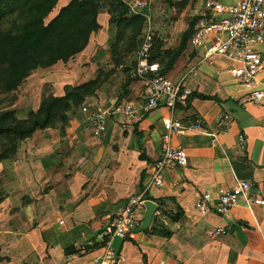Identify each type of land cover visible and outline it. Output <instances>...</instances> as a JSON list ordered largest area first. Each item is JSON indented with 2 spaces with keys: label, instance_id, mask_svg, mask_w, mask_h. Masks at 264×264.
<instances>
[{
  "label": "crops",
  "instance_id": "obj_1",
  "mask_svg": "<svg viewBox=\"0 0 264 264\" xmlns=\"http://www.w3.org/2000/svg\"><path fill=\"white\" fill-rule=\"evenodd\" d=\"M218 1L230 5L238 0ZM67 4L57 0L53 16ZM97 19L104 29L109 16L101 13ZM89 50L90 44L74 60H85ZM261 52L264 89V47ZM221 65L226 72L229 64ZM226 77L216 76L220 84L211 93H197L219 102L193 99L183 111L160 110L166 116L157 120L144 118L136 106L131 123L137 124L139 137L153 126L159 140L162 119L177 113L188 118L187 126L198 120L201 129L172 139L187 153L188 166L166 172L163 187L147 190L149 202L158 207L151 225L125 240L108 238V218L145 188L159 157L158 141L146 160L137 161L128 145L114 152L119 124L130 123L115 113L99 138L81 136L69 118L64 129L36 132L20 143L12 159L0 161V264H96L102 244L125 259L106 264H264V205L248 206L240 199L224 216H200L194 209L202 194L215 198L238 181L264 185V103L242 104L244 92ZM212 79L205 81L215 83ZM210 134L216 135L214 142ZM160 201L169 216L183 214L181 222L165 223L170 235L164 238L152 232L154 222H160ZM216 231L226 234L214 237Z\"/></svg>",
  "mask_w": 264,
  "mask_h": 264
},
{
  "label": "rangeland",
  "instance_id": "obj_2",
  "mask_svg": "<svg viewBox=\"0 0 264 264\" xmlns=\"http://www.w3.org/2000/svg\"><path fill=\"white\" fill-rule=\"evenodd\" d=\"M176 1L179 2L180 0H170V2L148 0L147 7L140 14L144 21L140 24L138 22L133 23L124 35V24H110L108 19L104 29L88 36L87 45L90 44V50L84 55L85 60L79 59L78 63L74 60L75 57H72L67 61H57L49 67L31 69L12 85H9L6 79L18 75V71L22 72L23 70L15 66L17 60L8 51L10 42L6 37H10L11 35L8 33L15 32L14 26L19 27L25 22V19L18 16L6 18L0 24V73H3L2 77H7L4 80L6 85L0 88V115L12 112L14 120H24L29 112L38 110L43 97H62L76 86L98 78L100 88L92 96L86 97L79 107L73 108L68 113V119L71 118L75 121L74 125L77 126L75 128L77 133H81V136L83 134L85 138L101 137L102 135L94 137L88 128L93 115L103 110H109V113L114 112L125 103H129L135 108V118L137 115L136 106L139 105L143 109L144 100L141 90L142 85L134 75L133 68L135 54L147 29H151L153 33L151 59L159 64L164 75L170 81L179 80L192 63L193 55L188 46L189 11L200 0H183V3L178 6L173 4ZM105 2L106 4L109 3L108 0ZM53 13H55L54 9L45 18V25L57 16H53ZM99 21L97 19V22ZM221 66L220 61L216 60L213 65L196 67L190 75L185 76L186 86L194 94L211 93L220 84L219 79H215L216 76L223 75L224 79L226 76L230 79L226 75L225 69L220 68ZM93 76V80L86 82ZM207 78H213L212 80L215 83H207L205 81ZM82 107H86L88 112L83 113ZM165 113L163 111L150 113L143 111V114L146 115L144 118L152 120L166 116ZM118 115L121 116L120 113ZM176 119H182L183 125L187 127L186 124L188 123L186 121L188 118L186 119L184 114L177 113ZM127 121L130 123L119 124L121 126L120 132L117 131L114 134L116 139L114 148H112L114 152H118L121 149L124 150L125 145H128L126 146L128 149L131 146L130 149L136 152L137 161L146 160V158H149L150 147L156 149L157 141L160 145V139L158 140L154 136L153 126H149L145 131V135L141 132L143 134L139 137L138 133L140 132L137 124L131 123L132 120L127 119ZM68 122H70V119ZM127 125L130 126L128 130ZM12 147L10 142L5 140L0 142V152L5 156L11 153ZM12 158L13 156L4 161ZM2 180L4 179L2 178ZM2 180L0 179V182ZM2 196L0 194V200ZM159 204L161 205V211H159L160 222L155 221L153 229H161L166 232L168 228L165 223L169 222V214L165 210L163 211L165 207L163 201H160ZM113 214L108 218V225ZM104 246L102 244V248Z\"/></svg>",
  "mask_w": 264,
  "mask_h": 264
},
{
  "label": "built area",
  "instance_id": "obj_3",
  "mask_svg": "<svg viewBox=\"0 0 264 264\" xmlns=\"http://www.w3.org/2000/svg\"><path fill=\"white\" fill-rule=\"evenodd\" d=\"M127 9V16H140L147 7L148 0H120ZM189 17L193 20L192 33L188 46L193 55L192 63L186 73L177 81H170L159 67L151 60L153 33L151 29L144 32L142 41L135 54L133 73L142 85L144 100L143 111L150 113L165 110L183 111L188 107L192 92L185 84V76L190 75L196 67L213 65L216 60L229 64L227 75L233 83L244 92L242 104L262 105L264 89L259 80L263 66L261 49L264 47V0H238L227 5L218 0H200L190 9ZM112 110V109H111ZM82 112L88 109L82 107ZM128 120H133L135 108L125 103L114 112L103 110L93 115L88 128L94 137L106 132L107 121L115 113ZM163 133L160 135L159 157L151 165V176L145 188L139 194L132 195L128 202L112 216L107 227L108 238L125 240L130 234L141 230L144 204L149 202L147 190L164 185L166 172L183 169L188 166L187 153L172 145V139L182 136L185 131L201 129L198 120L184 126L173 115L162 119ZM225 127L221 131H225ZM212 142L215 134H210ZM240 148L244 149V140L239 138ZM264 185L252 186L248 181H238L234 187L213 198L202 194L195 202L194 209L200 216L213 213L226 215L240 199L248 206L264 205ZM159 214V212H158ZM225 231H216L214 237L224 236ZM124 262L110 247L105 246L96 264L113 261Z\"/></svg>",
  "mask_w": 264,
  "mask_h": 264
},
{
  "label": "trees",
  "instance_id": "obj_4",
  "mask_svg": "<svg viewBox=\"0 0 264 264\" xmlns=\"http://www.w3.org/2000/svg\"><path fill=\"white\" fill-rule=\"evenodd\" d=\"M105 1L107 0H68V4L57 16L45 25L44 20L55 8L57 0H0V24L8 17L18 16L25 19L19 27L14 26L15 32L8 33L10 37H6L10 42L8 51L17 60L15 66L23 71H18V75L10 78L2 77L3 73H0V88L6 85L5 78L12 85L31 69L49 67L57 61H67L82 52L87 46L88 36L101 29L97 22V16L101 13L109 16L110 24H124L123 35L133 23L140 24L144 21L142 16H127V9L120 0H108V4ZM181 3L183 0L173 4L178 6ZM189 26L188 40L193 29L192 19ZM99 88L100 81L97 78L76 86L62 97H43L38 110L29 112L24 120H14L12 112L1 114L0 142L5 140L13 147L6 156L0 152V161L14 156L19 144L31 138L34 133L62 130L69 123L68 113L79 107L86 97L92 96ZM193 99L219 102L215 97L192 93L188 105ZM182 219L180 210L168 217V221L173 224L181 222ZM152 232L163 238L170 235L157 229Z\"/></svg>",
  "mask_w": 264,
  "mask_h": 264
},
{
  "label": "water",
  "instance_id": "obj_5",
  "mask_svg": "<svg viewBox=\"0 0 264 264\" xmlns=\"http://www.w3.org/2000/svg\"><path fill=\"white\" fill-rule=\"evenodd\" d=\"M144 208H145V211H144V216H143L142 226H141L142 230H146L147 228H149V226L151 225L153 215L158 209V207L151 202H146L144 204Z\"/></svg>",
  "mask_w": 264,
  "mask_h": 264
}]
</instances>
